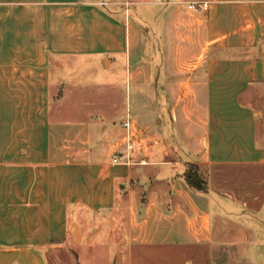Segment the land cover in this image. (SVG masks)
Wrapping results in <instances>:
<instances>
[{
	"label": "crops",
	"instance_id": "1",
	"mask_svg": "<svg viewBox=\"0 0 264 264\" xmlns=\"http://www.w3.org/2000/svg\"><path fill=\"white\" fill-rule=\"evenodd\" d=\"M114 263L264 264V0H0V264Z\"/></svg>",
	"mask_w": 264,
	"mask_h": 264
},
{
	"label": "trees",
	"instance_id": "2",
	"mask_svg": "<svg viewBox=\"0 0 264 264\" xmlns=\"http://www.w3.org/2000/svg\"><path fill=\"white\" fill-rule=\"evenodd\" d=\"M186 179L188 183L196 189L204 190L206 188V182L202 178L199 168L196 165H192L186 172Z\"/></svg>",
	"mask_w": 264,
	"mask_h": 264
},
{
	"label": "built area",
	"instance_id": "3",
	"mask_svg": "<svg viewBox=\"0 0 264 264\" xmlns=\"http://www.w3.org/2000/svg\"><path fill=\"white\" fill-rule=\"evenodd\" d=\"M200 5H201V2H192L189 6L191 7V8H193V9H196V10H198V9H200ZM202 5H206V3H202ZM118 159L117 158H115V161H117Z\"/></svg>",
	"mask_w": 264,
	"mask_h": 264
},
{
	"label": "water",
	"instance_id": "4",
	"mask_svg": "<svg viewBox=\"0 0 264 264\" xmlns=\"http://www.w3.org/2000/svg\"><path fill=\"white\" fill-rule=\"evenodd\" d=\"M114 264H116V263H114Z\"/></svg>",
	"mask_w": 264,
	"mask_h": 264
}]
</instances>
